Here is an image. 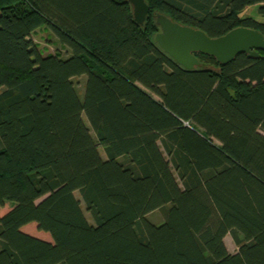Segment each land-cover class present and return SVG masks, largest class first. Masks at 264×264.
Returning a JSON list of instances; mask_svg holds the SVG:
<instances>
[{"label": "trees", "instance_id": "1", "mask_svg": "<svg viewBox=\"0 0 264 264\" xmlns=\"http://www.w3.org/2000/svg\"><path fill=\"white\" fill-rule=\"evenodd\" d=\"M145 1L0 0V264H264V50L187 70L154 41L157 12L264 36V0Z\"/></svg>", "mask_w": 264, "mask_h": 264}, {"label": "water", "instance_id": "2", "mask_svg": "<svg viewBox=\"0 0 264 264\" xmlns=\"http://www.w3.org/2000/svg\"><path fill=\"white\" fill-rule=\"evenodd\" d=\"M132 7L133 20L143 24L149 12L145 0H127ZM155 23L159 27L154 41L178 65L187 70L200 66L196 54H207L225 65L238 54L246 53L248 57L259 56L264 50V36L254 28L235 27L228 32L210 37L203 30L172 20L167 15L157 12Z\"/></svg>", "mask_w": 264, "mask_h": 264}, {"label": "rangeland", "instance_id": "3", "mask_svg": "<svg viewBox=\"0 0 264 264\" xmlns=\"http://www.w3.org/2000/svg\"><path fill=\"white\" fill-rule=\"evenodd\" d=\"M258 8H259V4L249 6L247 9H245L244 11L241 12V15L242 16H251L255 19L263 21L264 17H263V15H261ZM30 38H31L32 42L34 43V45L36 46V48L40 51V53L42 55H46L48 53L58 52V53H60L61 56L66 57L70 54V51L67 50L66 47L62 46L58 42L57 38L52 33V31L44 25L42 27L36 29L30 35ZM73 82L75 83L77 91H78V93L82 99L83 91H84L83 87H84V82H85V75L73 77ZM83 120H84L85 124L89 127L88 121L84 115H83ZM90 133H91V137L93 138V140L95 142H97L94 132L92 130H90ZM261 133H264V131L261 130ZM98 150H99L100 155L104 158L105 155H104V152L100 146L98 147ZM75 195H76V198L80 199V195L78 194V192L75 191ZM80 206L84 212L86 219L92 223L93 221H92L90 215L88 214V212L85 211L84 203L82 201H81ZM148 218L154 223H160L162 221V215L160 214L159 211H155V212L149 214ZM224 243H225V246L229 252L233 253V252L237 251V245L234 243L233 239L231 238V236L229 234H227L224 237Z\"/></svg>", "mask_w": 264, "mask_h": 264}]
</instances>
